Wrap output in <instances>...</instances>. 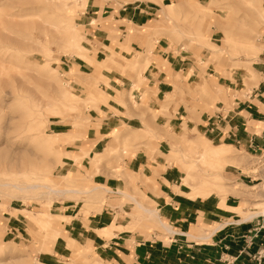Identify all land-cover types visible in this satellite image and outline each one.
Here are the masks:
<instances>
[{
  "label": "rangeland",
  "instance_id": "1",
  "mask_svg": "<svg viewBox=\"0 0 264 264\" xmlns=\"http://www.w3.org/2000/svg\"><path fill=\"white\" fill-rule=\"evenodd\" d=\"M80 7V0H0V264H38L43 244L58 236L72 250L66 264H90V249L66 237L62 225L97 211L107 195L118 197V216L132 223L129 230L147 218L161 225L143 189L149 172L127 168L137 152L154 175L177 169L176 184L190 196L215 195L246 218L263 210L264 152L229 150L198 125L217 102H227V78H255L264 0H173L160 24L146 28L144 51L122 53L130 49L112 40L101 58ZM159 40L184 70L154 55ZM110 114L140 123L111 124L91 150L87 129ZM102 175L119 186L102 185ZM9 216L19 227L14 238L5 233Z\"/></svg>",
  "mask_w": 264,
  "mask_h": 264
},
{
  "label": "crops",
  "instance_id": "2",
  "mask_svg": "<svg viewBox=\"0 0 264 264\" xmlns=\"http://www.w3.org/2000/svg\"><path fill=\"white\" fill-rule=\"evenodd\" d=\"M80 1L83 3V7H80L83 10L81 21L90 32L87 36L96 41V56L100 58L103 46H109L112 40H118L130 49L128 52L122 50V53L129 55L134 51H144L149 40L146 28L160 24V20L165 17L164 6L173 2ZM157 43L159 44L155 45V56L167 61L175 57L165 52L160 40ZM114 48L119 50L118 46ZM89 57L92 58L90 54ZM82 62L86 68L91 65L87 60ZM178 64V61H170V65L178 70L185 69L177 67ZM252 67L255 78H250L249 83L239 77L234 81L226 79L229 91L226 90V98H223L227 102H217L216 109L205 113L204 117L201 116L198 125V128L213 139L223 140L222 145L229 150L233 146L246 155L264 152L263 52L259 54L258 60L253 61ZM108 79L110 85H119L118 78L113 82L111 78ZM150 79L153 81L157 78ZM163 85L162 80L158 79V93L162 91ZM123 117L110 114L99 126H89L86 131L87 142L84 145H91V150H98L111 124L114 126L124 122L132 127L136 121L140 123L137 117L126 118V121ZM94 121L93 124L96 123ZM127 168L135 172H149L146 175V186L142 187L150 199L146 202L156 208L161 225L147 218L139 230H129L132 223L128 225L124 223V218L118 216V197L107 195L106 202L100 209L86 216H73L62 225L66 237L72 236L79 248L90 249V264H264V213L246 219L242 214L223 208L215 195L190 196V190L176 184L181 178L177 169L168 167L158 170V174L154 175L153 168L147 166L145 156L140 152L127 161ZM101 177L102 185L111 189L120 184L119 179L104 178L103 175ZM174 187H179L178 191ZM225 203L228 204L226 200ZM23 217L30 229L33 223L25 215ZM7 226L5 233H10L14 238V230L19 228L14 223V217H8ZM42 249L47 251L36 256L38 264L69 263L72 250L67 247L64 236L47 241ZM259 253L261 257L256 259Z\"/></svg>",
  "mask_w": 264,
  "mask_h": 264
},
{
  "label": "bare ground",
  "instance_id": "3",
  "mask_svg": "<svg viewBox=\"0 0 264 264\" xmlns=\"http://www.w3.org/2000/svg\"><path fill=\"white\" fill-rule=\"evenodd\" d=\"M259 15H260V16H261V15L263 16L264 13H260ZM201 151H202L201 154L204 155V153L206 152V149L203 148ZM64 191H66V190H64ZM68 191H69V190H68ZM58 192H59V191H58ZM61 192H62V191H61ZM66 192H67V191H66ZM73 192H75V190H73ZM76 192H77V191H76ZM76 192H75V193H76ZM139 206H140V205H139ZM231 208H236V207H231ZM143 210H144V209H143ZM146 211H147V210H146ZM148 211H149V210H148ZM149 212H153V211L150 210ZM262 213H264V209L261 210V211H257V212L251 213V214H249L247 217L249 218L250 216H253V215H255V214L257 215V214H262ZM248 218H246V219H248Z\"/></svg>",
  "mask_w": 264,
  "mask_h": 264
},
{
  "label": "built area",
  "instance_id": "4",
  "mask_svg": "<svg viewBox=\"0 0 264 264\" xmlns=\"http://www.w3.org/2000/svg\"><path fill=\"white\" fill-rule=\"evenodd\" d=\"M263 56H264V51H263ZM261 257V254L259 253L257 256H256V259H259Z\"/></svg>",
  "mask_w": 264,
  "mask_h": 264
}]
</instances>
